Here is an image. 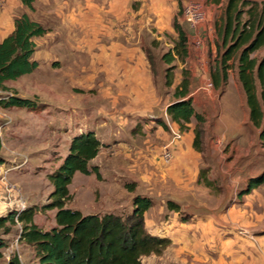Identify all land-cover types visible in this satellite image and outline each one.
Here are the masks:
<instances>
[{
    "label": "rangeland",
    "instance_id": "374dc122",
    "mask_svg": "<svg viewBox=\"0 0 264 264\" xmlns=\"http://www.w3.org/2000/svg\"><path fill=\"white\" fill-rule=\"evenodd\" d=\"M190 1L201 2L206 11V21L197 31L183 19ZM34 7L30 11L21 0H0L2 36L23 13L47 29L44 36L35 38L33 60L38 62V68L8 83L18 97L36 100L37 108L8 111L0 106V159L6 166H0V217L12 210L23 211L28 208L26 204H47L54 191L48 175L62 164L74 137L94 131L102 147L90 166L98 168L101 178L94 172L75 175L70 185L74 194L66 208L83 215L128 216L134 198L147 197L153 203L145 215L147 231L175 241L186 237L181 241L184 244L175 245L185 247L184 252L189 253L186 264H234L238 256L243 257L239 253H246L245 242L258 253L264 252V186L240 197L250 179L264 174V147L249 121L236 70L230 71L231 81L221 94L214 86H207L220 43L217 30L223 21V3L37 0ZM175 23L187 33L188 56L169 65L163 57L179 39ZM196 35L203 40L202 51L194 48ZM102 42L106 46L116 44L117 50L106 55L123 56L126 65L121 66L122 70L112 63H101ZM263 56L264 49L253 55L258 60ZM171 67L174 84L168 87L166 74ZM184 77L190 81L193 95L189 97L196 112L206 119L201 152L194 148V138L186 148L187 135L166 113ZM88 79L93 83H86ZM105 79H142L147 81V87L150 81L149 89L141 82L142 91H146L142 95L148 98L154 87L156 107L144 108L146 112L140 115L120 114L122 110L116 102L119 93L111 88L117 86L104 83ZM261 89L258 84V94ZM5 95L0 92V99ZM130 107L126 102L125 108L132 113ZM148 125L154 128L148 130ZM196 126L193 120L190 130ZM166 149L171 159L164 158ZM10 170L15 171L8 174ZM127 185H134V190ZM169 202L179 209L170 210ZM6 206L10 210L6 211ZM41 214L37 220L41 228L52 229L56 214ZM20 234L21 225L9 235L0 229V237L9 242L4 261L14 254L19 255L22 264L32 260V250L20 242ZM188 244L198 247L201 253L186 249ZM240 246L242 249L235 253L234 248ZM169 248L160 259L151 255L143 258L142 264H167L181 252ZM176 258L179 259L174 264H184L180 257Z\"/></svg>",
    "mask_w": 264,
    "mask_h": 264
},
{
    "label": "trees",
    "instance_id": "16d2710c",
    "mask_svg": "<svg viewBox=\"0 0 264 264\" xmlns=\"http://www.w3.org/2000/svg\"><path fill=\"white\" fill-rule=\"evenodd\" d=\"M37 0H21L30 11H34ZM223 3V21L217 30L219 48L215 61L210 67V80L220 92L225 90L229 73L236 70L238 82L245 93L250 123L258 131L259 144L264 147V56L261 60L253 55L264 49V1L253 0H212ZM174 28L179 36L174 48L163 59L171 65L184 61L188 56L187 33L177 23ZM47 33L40 23L23 13L14 20V30L0 42V92L6 93L0 99L4 109L25 108L34 110L37 101L17 96L7 83L32 74L38 68L33 60L37 44L35 38ZM171 67L166 74V86L174 84ZM258 84L261 93L258 94ZM190 81L184 77L174 92L175 101L166 110L170 120L179 126L182 133L190 131V124L197 121L194 132V148L201 152L206 119L196 112L189 97ZM166 128V124L162 123ZM101 142L94 131L74 137L62 164L48 175L54 187L49 202L41 207H28L23 211L12 210L0 217V229L4 235L11 234L13 228L21 225L20 242L31 248L33 258L29 264H142L145 257L160 256L171 240L149 233L145 225V215L153 203L147 197L137 196L133 200L130 215L107 213L104 215H83L79 210L66 208L72 199L69 186L77 173L90 175L93 172L101 178L97 167L91 162L101 151ZM2 142L0 138V151ZM0 163H4L0 159ZM212 184L208 181V186ZM264 186V174L252 178L240 197L251 194ZM130 191L133 186H126ZM170 210L179 207L169 202ZM56 210V225L42 229L35 218L39 212ZM9 246L7 239L0 237V264H22L18 254L4 261V250Z\"/></svg>",
    "mask_w": 264,
    "mask_h": 264
},
{
    "label": "crops",
    "instance_id": "0c3cea01",
    "mask_svg": "<svg viewBox=\"0 0 264 264\" xmlns=\"http://www.w3.org/2000/svg\"><path fill=\"white\" fill-rule=\"evenodd\" d=\"M1 30H3V29H1ZM13 30H14V22H13V26L12 27H9V32L8 33H5L4 36L1 35V32H3V31H0V42L3 41L7 36H9L13 32ZM104 44H105L104 42H102V44H101V48L103 49L102 54H101V57H100L101 63H103L104 66H106V65H108V62H109V64L112 63V65L117 66L118 69H119L118 71L122 70L121 69V66H124V64L126 65V59H124L123 56H122V58H118V54L117 53H114V54H111V55H106L109 51L115 52L114 50L115 49L117 50L116 44L113 43V45H111V46H108V45L106 46V44L105 45ZM213 52L214 51H212V53ZM202 61H204V58L202 59ZM89 81H90V83H93V79H90V80L88 79V81H86V83L87 82L89 83ZM142 81H144V85H145L144 88L149 89L150 86L152 85V83L149 81L150 84L148 83V87H147V81L146 80H142V79H105L104 83H106V84H112V85L113 84H116V86H117V87H111V88L116 89L117 92L119 93V98H118V100L116 102H117V108L118 109L120 108V110H122V111H120V114H123V115H130V114L131 115L132 114L140 115V114H142V112H146V110H143L144 108L149 109V108H155L156 107L157 99L158 98H157L156 93L154 92L155 91V88L152 87L149 90V97L146 98L145 95H142V94H146V91H142V89H144V88H141V86H140V84H141ZM230 81H231V79H229L228 82H230ZM8 83H7V85H8ZM209 83H211V80L209 81ZM125 91H127V92L125 93ZM215 91H217V90L215 89ZM189 95H193V93L190 91V94ZM147 100H148V103H147ZM126 102L130 103V106H132V107H130V110L133 111L132 113L129 112V109H126L125 108ZM15 109L16 108H10V109H6V110L10 111V110H15ZM126 110H128V111H126ZM133 120L134 121L136 120L135 116H134V119ZM155 120H156V122L158 121L157 118ZM161 124L162 123L160 122V125ZM146 128L148 130H152L154 128V126L153 125H148V126H146ZM157 128H159V127H157ZM185 135H187V138L186 139L188 141V144L186 145V148L189 149L190 148V145H191V142H192V139L194 138V133H193L192 130H190L189 132L185 133ZM117 141H115V143H117ZM1 142H2V140H1ZM108 143H109V141L106 142V145L109 147L110 144H108ZM121 143H122V141H121ZM2 150H3V147H2ZM108 154H110V153L108 152ZM98 157H99V155L94 160H96ZM94 160L91 163H93ZM4 165H5V163H0V166L1 167H6ZM12 171H15V170H10L8 172V174L10 172H12ZM77 174H80V173H77ZM72 183H73V181H72ZM69 190H70L71 196L73 197V194L74 193L71 191L70 186H69ZM21 194H23L22 193V190H21ZM26 205H27V207L36 206V204H30V206L28 204H26ZM40 205H45V202L42 201V203H40ZM10 208L11 207H7V206L5 207L6 211L10 210ZM50 212H53V214H56V210L48 211V213H50ZM41 213H38L36 215V218H35V222L39 226H40V224L38 223L37 220L42 215ZM53 217H54V215H52V218ZM184 238H186V237H184ZM184 238H181L178 241H175V240H172V239L168 238V239L171 240V245H170V248L169 249L170 250H172V249L177 250L178 247L175 246V245L177 243L178 244L179 243L184 244L183 242H181L182 240H184ZM236 241H238V240L236 239ZM261 242L264 243V240H262ZM255 243H258V241H256ZM189 244L192 245L191 242H189ZM189 244L187 245L186 249H189L190 251H194V250L199 251L198 247H196V246H189ZM239 244L241 245L242 242H239ZM248 246H251V245H248ZM248 246H247V242H245L244 243V249L246 250V253L243 254V255H242V253H239L243 257H239L238 256V258H240V259L237 260V261H234V264H264V252L258 253L257 251L253 250L252 248H250ZM242 247L243 246L234 248L235 253L237 251H240V249H242ZM180 248L181 249L178 248V250H180L181 252H177L176 253L177 255L175 257H180L181 258V262L184 263V264H186V262L189 263V261H190V259L188 258L189 256L187 257V254H189V253H185L184 252L185 251V247H180ZM192 248H194V249H192ZM261 251H264V248L261 249ZM199 253H201V252L199 251ZM182 256H183V258H182ZM175 257L172 258L171 261L166 262V263L167 264H174L179 259V258H176L175 259ZM157 258L160 259L161 256L160 257H157Z\"/></svg>",
    "mask_w": 264,
    "mask_h": 264
},
{
    "label": "built area",
    "instance_id": "2783aa9c",
    "mask_svg": "<svg viewBox=\"0 0 264 264\" xmlns=\"http://www.w3.org/2000/svg\"><path fill=\"white\" fill-rule=\"evenodd\" d=\"M183 19L184 21L195 31L199 29L200 26L204 24L206 21V11L203 4L199 1H190L184 8L183 11ZM194 48L198 51H202L204 49L203 40L198 37V35L194 36ZM213 84L209 83L208 88H212ZM164 158L171 159L170 152L166 149L164 154Z\"/></svg>",
    "mask_w": 264,
    "mask_h": 264
}]
</instances>
